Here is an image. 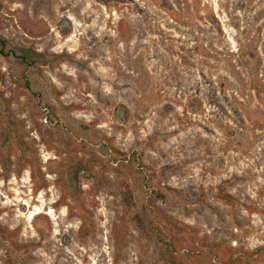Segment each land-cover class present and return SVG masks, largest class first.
Segmentation results:
<instances>
[{
	"label": "rangeland",
	"instance_id": "1",
	"mask_svg": "<svg viewBox=\"0 0 264 264\" xmlns=\"http://www.w3.org/2000/svg\"><path fill=\"white\" fill-rule=\"evenodd\" d=\"M0 264H264V0H0Z\"/></svg>",
	"mask_w": 264,
	"mask_h": 264
},
{
	"label": "trees",
	"instance_id": "2",
	"mask_svg": "<svg viewBox=\"0 0 264 264\" xmlns=\"http://www.w3.org/2000/svg\"><path fill=\"white\" fill-rule=\"evenodd\" d=\"M4 44H5L4 41H2V46H3V48H4ZM2 50H3V49H2ZM21 56H22V58H24V59L27 58L26 55H23V54H22Z\"/></svg>",
	"mask_w": 264,
	"mask_h": 264
}]
</instances>
